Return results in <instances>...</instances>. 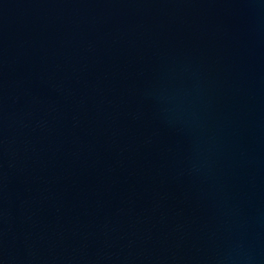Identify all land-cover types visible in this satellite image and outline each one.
<instances>
[{"label":"water","instance_id":"1","mask_svg":"<svg viewBox=\"0 0 264 264\" xmlns=\"http://www.w3.org/2000/svg\"><path fill=\"white\" fill-rule=\"evenodd\" d=\"M0 264H264V0H0Z\"/></svg>","mask_w":264,"mask_h":264}]
</instances>
